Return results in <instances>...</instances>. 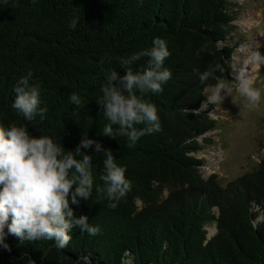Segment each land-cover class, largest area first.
<instances>
[{
	"label": "trees",
	"instance_id": "trees-1",
	"mask_svg": "<svg viewBox=\"0 0 264 264\" xmlns=\"http://www.w3.org/2000/svg\"><path fill=\"white\" fill-rule=\"evenodd\" d=\"M240 5L234 0L0 2V126H25L33 136H48L72 151L87 132L105 149L81 148L91 157L93 191L88 200L70 205L99 233L74 227L63 249L51 240L20 242L10 235L11 251L0 249V264H264V158L222 183L217 174L201 175L205 160L196 156L213 143L208 134L218 123L193 69L218 65L219 81L230 74L232 54L244 40L233 36ZM73 17L77 27L70 30ZM154 37L166 40L170 55L163 66L172 73L162 92L144 96L157 107L160 131L128 147L124 136L98 134L108 121L96 98L109 70L125 74L119 58L151 47ZM146 59L131 65L133 70ZM29 69L41 106L48 108L43 121H25L10 107L12 86ZM73 92L80 106L69 103ZM107 152L124 167L130 185L114 209L96 191L103 188Z\"/></svg>",
	"mask_w": 264,
	"mask_h": 264
},
{
	"label": "clouds",
	"instance_id": "clouds-1",
	"mask_svg": "<svg viewBox=\"0 0 264 264\" xmlns=\"http://www.w3.org/2000/svg\"><path fill=\"white\" fill-rule=\"evenodd\" d=\"M31 3L36 4L38 0H31ZM67 27L76 29L77 18H71ZM206 50L207 46L200 47L196 54ZM169 55L166 40L154 37L151 47L119 58L125 74L109 70L100 85L101 95L96 98L108 121L99 135L112 139L117 135L124 136L127 146L133 147L140 137L160 131L157 107L144 96L162 92L163 85L171 78V71L163 66ZM144 57L147 58L144 66L134 71L131 65ZM246 63L258 68L264 65V55L256 50ZM218 67L209 64L202 72L193 69L207 90V102H223L226 97H232L234 88L239 97L236 105L241 115L245 108H257L264 99V93L254 86L253 76L241 68L233 74V85L227 86L216 80ZM32 77L29 69L12 86L10 107L25 121L31 122L36 117L43 121L48 108L41 106L40 88L30 83ZM210 78L216 83L207 85L205 82ZM68 100L70 104L81 105V99L75 92L69 95ZM138 125L143 127L138 128ZM89 147L97 153L105 150L100 142L89 138L87 132L82 133L79 144L72 151L65 150L48 136H33L25 126L16 123L0 126V249L11 251L7 242L10 235L20 242L51 240L57 248L63 249L68 245L74 227L91 236L99 233L98 226L91 225L86 215L75 216L70 206L88 200L93 191L91 157L81 152V148ZM103 169L100 175L103 188L98 186L96 191L102 192L108 201L107 206L114 209L129 190V181L125 178L124 167L115 162L111 152L105 155Z\"/></svg>",
	"mask_w": 264,
	"mask_h": 264
},
{
	"label": "rangeland",
	"instance_id": "rangeland-1",
	"mask_svg": "<svg viewBox=\"0 0 264 264\" xmlns=\"http://www.w3.org/2000/svg\"><path fill=\"white\" fill-rule=\"evenodd\" d=\"M234 1L241 4L234 10L238 12L234 40H244L239 42L232 54L230 74L221 81L232 86L234 72L245 68L253 76L254 86L261 88L264 93V65L257 68L246 63L256 50L264 55V0ZM238 103L239 97L233 88L232 97L213 104L211 115L217 120L218 129L208 134L212 136L213 143L196 154L197 158L205 160L200 169L201 175L207 178L217 174L222 183L252 170L264 158V99L255 109L245 108L242 115L236 105ZM200 142L203 143L202 139ZM168 192L169 189H165L163 197ZM138 204L141 205V202L138 201ZM211 228L208 227L213 233Z\"/></svg>",
	"mask_w": 264,
	"mask_h": 264
},
{
	"label": "bare ground",
	"instance_id": "bare-ground-1",
	"mask_svg": "<svg viewBox=\"0 0 264 264\" xmlns=\"http://www.w3.org/2000/svg\"><path fill=\"white\" fill-rule=\"evenodd\" d=\"M212 231H214V227H213V226H212V228H211V232H212Z\"/></svg>",
	"mask_w": 264,
	"mask_h": 264
}]
</instances>
